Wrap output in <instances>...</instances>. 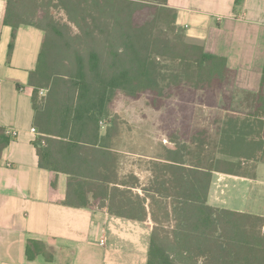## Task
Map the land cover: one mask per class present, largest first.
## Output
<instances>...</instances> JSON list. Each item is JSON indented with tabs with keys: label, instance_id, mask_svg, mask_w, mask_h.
Listing matches in <instances>:
<instances>
[{
	"label": "trees",
	"instance_id": "1",
	"mask_svg": "<svg viewBox=\"0 0 264 264\" xmlns=\"http://www.w3.org/2000/svg\"><path fill=\"white\" fill-rule=\"evenodd\" d=\"M33 1L7 0L5 24L44 32L32 74L41 134L34 145L42 168L69 175L65 204L107 205L115 216L144 221L147 198L154 203L158 197L165 204L163 223L175 226L155 230L148 264H264V218L208 205L214 171L235 172L264 154V121L257 113L220 118L234 101L227 60L187 43L166 0H54L67 22L50 13L37 16ZM167 28L178 34L170 37ZM40 89L47 90L43 98ZM119 92L163 109L161 129L177 146L168 150L173 164L163 189H145L143 197L106 186L113 157L105 145L116 123L104 136L101 124ZM199 110L212 115L211 128L198 127ZM12 138L0 129V158ZM189 145L200 149L194 161L187 159ZM211 145L214 152H206ZM27 252L31 257L30 245Z\"/></svg>",
	"mask_w": 264,
	"mask_h": 264
},
{
	"label": "crops",
	"instance_id": "2",
	"mask_svg": "<svg viewBox=\"0 0 264 264\" xmlns=\"http://www.w3.org/2000/svg\"><path fill=\"white\" fill-rule=\"evenodd\" d=\"M165 3L175 11L186 42L204 47L207 55L225 58L234 73L233 91L242 96V106L221 113L244 119L257 113L264 121V0ZM7 8V0H0V129L16 136L0 158V264H148L155 230L175 226L158 220L150 198L144 221L115 216L107 205L68 206L69 175L40 166L34 145L41 134L32 74L44 32L35 26L6 25ZM39 95L45 97L47 90L40 89ZM110 126L101 124V136ZM117 138L105 145L113 157L107 190H139L123 186L124 151L117 147ZM147 159L166 171L173 164L169 157ZM147 173L154 180L153 168ZM208 205L264 218V154L259 151L235 172L214 171Z\"/></svg>",
	"mask_w": 264,
	"mask_h": 264
},
{
	"label": "rangeland",
	"instance_id": "3",
	"mask_svg": "<svg viewBox=\"0 0 264 264\" xmlns=\"http://www.w3.org/2000/svg\"><path fill=\"white\" fill-rule=\"evenodd\" d=\"M145 1L154 2L155 0ZM33 4L40 6L36 11L37 16L50 13L59 21L67 22L65 12L60 9H54V0H34ZM166 31V34H169L170 37L178 34L177 32H172L170 28H167ZM233 99L232 107L241 108L242 96L234 93ZM163 112V109L156 110L153 108L145 97L133 100L124 93L119 92L111 108V117L106 122L104 121V124L116 123V134L114 137H119L117 138V147L124 151L123 159L125 165L123 167L124 177L122 182L128 186L139 188V190L133 191L134 196H136L135 191L136 193L142 192V195H144L143 190L145 189L151 191L163 189L160 184L163 180H166V176L168 175V172H165L166 168L158 165L156 162L152 164L153 161L147 158H166L169 157L167 147L177 149V146L167 139L161 129L160 117ZM198 114L199 116L196 120L198 127L211 128L214 124L212 115L206 112V110H199ZM227 115L220 114L222 121L227 118ZM164 140H168L167 143ZM188 147L186 151V154L189 153L187 154V159L188 161H194V156L197 155V150L200 149H197L193 145H189ZM214 150V145H211L206 152H214ZM152 168L155 176L154 180L147 173L148 169L152 170ZM134 173H137L139 176L134 175ZM161 203H164V201L155 197V212L158 220L163 222L165 219L162 209L163 206L165 207V204Z\"/></svg>",
	"mask_w": 264,
	"mask_h": 264
},
{
	"label": "built area",
	"instance_id": "4",
	"mask_svg": "<svg viewBox=\"0 0 264 264\" xmlns=\"http://www.w3.org/2000/svg\"><path fill=\"white\" fill-rule=\"evenodd\" d=\"M8 134L11 135V136H13V137L16 136V132H8Z\"/></svg>",
	"mask_w": 264,
	"mask_h": 264
}]
</instances>
